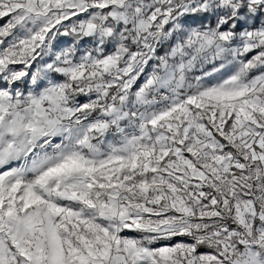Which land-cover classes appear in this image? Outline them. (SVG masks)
Wrapping results in <instances>:
<instances>
[{
	"label": "snow or ice",
	"instance_id": "obj_1",
	"mask_svg": "<svg viewBox=\"0 0 264 264\" xmlns=\"http://www.w3.org/2000/svg\"><path fill=\"white\" fill-rule=\"evenodd\" d=\"M0 21V264H264V0Z\"/></svg>",
	"mask_w": 264,
	"mask_h": 264
},
{
	"label": "rangeland",
	"instance_id": "obj_2",
	"mask_svg": "<svg viewBox=\"0 0 264 264\" xmlns=\"http://www.w3.org/2000/svg\"><path fill=\"white\" fill-rule=\"evenodd\" d=\"M0 23H3V21H0Z\"/></svg>",
	"mask_w": 264,
	"mask_h": 264
}]
</instances>
